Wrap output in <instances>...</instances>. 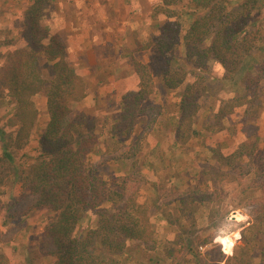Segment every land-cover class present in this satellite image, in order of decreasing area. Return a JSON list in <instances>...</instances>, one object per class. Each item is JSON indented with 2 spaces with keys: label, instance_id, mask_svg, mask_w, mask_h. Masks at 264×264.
I'll list each match as a JSON object with an SVG mask.
<instances>
[{
  "label": "trees",
  "instance_id": "1",
  "mask_svg": "<svg viewBox=\"0 0 264 264\" xmlns=\"http://www.w3.org/2000/svg\"><path fill=\"white\" fill-rule=\"evenodd\" d=\"M158 1L151 12L152 19L165 14L166 20L156 22L150 44L137 43L136 50L153 48L159 58L166 60L159 84L178 96L172 131L175 144L184 146L199 134L195 119L207 92V82L215 80V72L209 71V67H218L223 78H231L245 71L248 56L259 50L258 44L264 35L258 30L254 16L261 14L264 1L245 0L239 9H234V0H190L189 12L181 15L187 21L185 27L173 12L168 13L180 0ZM57 2L28 1L18 29L21 45L6 53L0 65V106L7 99L11 107L6 109L12 113L16 126L14 133L0 128V220L3 215L19 220L34 210H47L53 219L44 227L35 247L39 245L41 253L52 257L53 264H124L126 259H135L128 252L131 249L144 253L156 250L152 216L149 207L138 202V197L127 195L126 180L105 176L88 163L87 157L96 149L103 133L97 131L99 120L89 119L74 108L85 98L86 86L77 72L78 65L68 57L65 37L53 33L48 24ZM5 44L13 46L14 42L9 40ZM42 62L46 66L42 67ZM129 65L137 86L121 97L109 131L112 142L123 145L127 142L129 150L124 147L123 153L110 160L117 164L119 172L127 168L130 173H139L142 170L136 160H130L136 157L140 142L147 134L139 139L134 135L135 128L139 116L149 109L145 104L150 102V96L157 95L147 65L132 56ZM45 72L48 78H44ZM261 76H264V56L257 65L256 77L245 83V94L249 90L255 94L257 77ZM41 93L46 98L48 122L38 136L37 156L26 170H20L12 152L27 147L34 138L38 111L33 97ZM233 101L232 98L220 107L219 119L228 118L231 109L238 107ZM155 107L156 114L150 115L147 128L160 131L156 117L164 114L163 106ZM253 147L242 142L228 155L217 154L214 158L223 168L232 170L217 173V180L243 186L246 178L255 176L246 190L264 189V183L259 180L264 175V163L250 168ZM7 185L11 186L8 189L11 197L4 206L1 195ZM15 186L22 192L18 197ZM213 197L210 193L196 199L203 204L205 200L212 202ZM21 204V211H14ZM167 217L168 214L164 215L168 221ZM189 220L194 223L195 217ZM257 221L264 222V204ZM85 222L92 224L83 227ZM5 240L0 230V264H9L1 250ZM186 248L195 263L200 264L194 248L189 245ZM148 259L150 264L158 262ZM240 264H251L250 259H241Z\"/></svg>",
  "mask_w": 264,
  "mask_h": 264
},
{
  "label": "rangeland",
  "instance_id": "2",
  "mask_svg": "<svg viewBox=\"0 0 264 264\" xmlns=\"http://www.w3.org/2000/svg\"><path fill=\"white\" fill-rule=\"evenodd\" d=\"M28 1L22 3L21 13L25 10ZM57 1L53 14L48 20L51 28L56 21L57 28L52 29L53 33L69 39L70 49L75 53L72 59H75L78 68L79 65L82 66L81 62L85 63V59L89 57L92 59L90 65L99 64L97 71L94 67L91 68L94 70L93 77L87 79V82L84 81L86 96L91 92L90 101H87L88 104L83 102L85 96L74 106L77 112L84 113L89 119L99 120L97 131L103 133L96 149L88 155V163L102 171L105 176L113 178L119 176L126 180L127 195L138 197V202L148 206L152 216L151 223L157 241L156 250L144 253L140 249L138 251L131 249L128 252L135 259H126L124 264H150L149 257L158 260L153 264H170L171 261L177 264H196L188 254L187 245L194 248L193 251L200 259V264H240L241 259L246 261L250 259L251 264H264V222L257 221L260 208L264 204V189L259 187L246 190L250 180L255 179V176L246 178L243 186L232 182H219L216 178L217 173L226 170L232 172V170L223 168L220 161L214 158L220 153L223 156L230 154L233 150L224 151L222 147L227 144L230 147L234 143L240 145L238 137H241L246 144L254 146L253 163L250 168L264 163V76L257 77L255 94L252 95V90H249L247 95L243 91L245 83L256 77L257 65L264 56V36L258 44L259 50H254L248 56L247 69L240 74L223 78L218 67L212 65L209 67V71L215 72L213 74L215 80L207 82V92L195 119V127L200 128L202 132L182 146L181 152L168 153L158 168V180L152 182L149 180L152 176L143 172L147 169L142 167L148 160L150 145L154 142L152 138H156V130L147 128V123L150 115L156 114L155 106H163L164 114L156 117V122L158 129L168 136L173 132L175 120L172 115L176 111L178 102L176 93L165 91L159 84L162 79L160 73L166 67V60L159 58L153 48L142 52L136 50L137 43L150 44V37L156 32L154 24L166 20L165 14L153 17L154 21L152 19L151 12L160 2L158 0ZM244 1L234 0L233 8L239 9V5ZM189 2L190 0H180L177 6L168 10V13L171 11L175 17H179L178 21L183 27L187 25V21L181 15L189 12ZM254 18L257 19L258 30L264 35L263 7L261 14ZM21 21L22 15L21 18L11 22L10 26L14 32L11 29L0 32V43L6 45V42L12 40L15 47L21 45L18 36ZM71 40L74 41L73 44ZM130 56L147 65L157 95L150 96V102L145 104L149 109L145 110L144 115L139 116L135 128L134 135L139 139H142L145 132L147 134L140 142L136 157L130 160H136L137 167L142 170L139 173H130L127 168L119 172L117 164L110 160L123 153L124 147L126 151L129 150L127 142L124 145L122 142L119 144L112 142L109 131L118 113L121 97L126 92L134 90L136 86V77L129 65ZM43 66H46L45 62H42ZM46 71H48L47 67ZM124 73L129 77L128 83H125L126 76L124 78L121 76ZM43 76L48 78L46 72ZM117 81L119 84L111 85ZM232 98L235 99L232 104L238 103V107L231 109L228 118L219 119L217 113L220 107ZM34 104L38 111L34 138L22 150H12L14 163L20 170H26L37 156L38 136L48 122L46 98L43 93L35 97ZM241 104L244 106H239ZM228 105L230 108L231 105ZM6 107H11L7 99L0 106V128L6 133H14L15 122L12 113ZM218 120L220 122L216 125ZM225 140L228 142L226 143ZM164 143L165 148L170 145ZM127 163L129 165L130 162ZM104 178L108 181L107 177ZM259 180L264 183V175ZM10 187L7 185L1 195L4 206L10 202L11 196L8 193ZM14 191L17 197L22 193L18 186L14 187ZM210 193L214 194L212 202L205 200V203L201 204L200 200L196 199ZM22 207L23 204L16 205L14 211H21ZM42 211H45L42 217L46 219L37 222L35 231L42 228L44 222L48 224L53 219V214L47 210ZM166 214L169 215L167 217L169 222L165 219L169 225L159 229L157 217L161 215L164 217ZM192 216L195 217L194 223L189 220ZM91 224L85 222L83 227H89ZM38 237L35 236L33 242L38 244ZM225 238L233 243L231 250H228L224 244L227 254L222 252L220 245L221 239ZM37 246L39 252V245Z\"/></svg>",
  "mask_w": 264,
  "mask_h": 264
},
{
  "label": "crops",
  "instance_id": "3",
  "mask_svg": "<svg viewBox=\"0 0 264 264\" xmlns=\"http://www.w3.org/2000/svg\"><path fill=\"white\" fill-rule=\"evenodd\" d=\"M23 2H25V0H0V32H4L7 29L8 30L11 29V31L14 32V30L11 28L10 25L14 19L16 20L17 18H21V15L23 13V12L21 13V9L23 7L21 5H23L22 4ZM17 8H19L20 10H18ZM53 24L54 25H52L51 31L53 28L54 29L57 28L56 21ZM65 39L67 42L66 44H67L68 57L75 64L76 63L74 61L75 59H72L73 56H75V53L70 49L71 46L69 43V39H67V37H65ZM71 43L73 44L74 41L71 40ZM15 46L16 45L7 46L4 45V43H0V54L2 57L0 59V65L2 64L3 56L9 51H12L14 49L13 47ZM86 61L88 62L87 66H86L87 64ZM81 63L82 66L80 67L79 65L77 72L84 79V81L87 82V79L92 78L93 77L92 75L94 74L93 72L94 70H91V68L94 67L95 70L97 71L99 64L96 62L97 64L90 65L92 64V59L90 57L89 59H85V63L83 62ZM121 76L124 78L126 75L124 73ZM128 78H129L128 76L125 77V83H128ZM113 81H115V79ZM117 84H119L118 81L115 82L114 84L112 83L111 85L113 86ZM136 86H137V80H136ZM90 93L91 92L88 93V96H86L83 102H86L88 104L87 101H90L89 100ZM35 97H37V95L33 97V102H35ZM200 130H201L200 128H197L199 134L200 132H202ZM216 134L217 133H215V135ZM155 135L156 138L154 137L152 138L154 142H152V145H150V154L148 156V160L145 162V165L142 166V167H146L147 169L146 171L143 172H146L148 175L150 174L152 176L149 179L152 182L153 181L156 182L158 180V168L162 165L160 164L162 163L161 161L164 160L166 156H168L167 154L168 153L171 154L173 152H181L180 150L183 148L182 146L175 144L173 132H170V134L167 136L162 132L156 130ZM238 139L240 140L239 143L244 142V138L238 137ZM164 142H166V144L169 143L170 145L167 146V148H165L163 147L165 144ZM227 142L228 140L226 141V143ZM236 146H238V144L235 143L231 144L230 147H228L227 144L224 148L222 147V150L231 151L234 150ZM44 214L45 211H42L41 209L34 210L29 214L22 216L19 220L17 218L16 219L6 218L3 215V218L1 219L0 230L6 237V240L4 241V243L1 244L2 245L1 250L4 253V255L8 258L9 264H53L54 263V259L52 257H49L41 253L40 251L38 252L37 247H35L36 242H33L34 237L39 236L43 232L44 227L47 224V222H44L42 228L38 229L37 231L34 230L39 220L41 221L46 219L42 217ZM161 216L157 217V219L159 220L157 225L159 229L166 228L169 225L168 222L165 220V218ZM166 239L170 240L169 238ZM36 255H39V257H37Z\"/></svg>",
  "mask_w": 264,
  "mask_h": 264
},
{
  "label": "bare ground",
  "instance_id": "4",
  "mask_svg": "<svg viewBox=\"0 0 264 264\" xmlns=\"http://www.w3.org/2000/svg\"><path fill=\"white\" fill-rule=\"evenodd\" d=\"M224 240V241H223ZM221 241L227 246L228 250H231V247L233 245L232 241L228 240L227 238L221 239Z\"/></svg>",
  "mask_w": 264,
  "mask_h": 264
},
{
  "label": "built area",
  "instance_id": "5",
  "mask_svg": "<svg viewBox=\"0 0 264 264\" xmlns=\"http://www.w3.org/2000/svg\"><path fill=\"white\" fill-rule=\"evenodd\" d=\"M232 217H234V216H232ZM233 219H236L235 217L233 218ZM220 245L222 246L221 248H222V252L224 253V254H227V251H226V249H225V246H224V243H222V241L220 242ZM233 246V245H232ZM232 248V247H231Z\"/></svg>",
  "mask_w": 264,
  "mask_h": 264
}]
</instances>
